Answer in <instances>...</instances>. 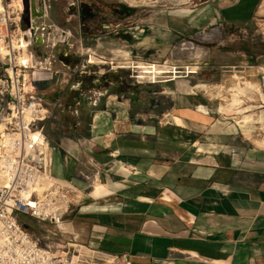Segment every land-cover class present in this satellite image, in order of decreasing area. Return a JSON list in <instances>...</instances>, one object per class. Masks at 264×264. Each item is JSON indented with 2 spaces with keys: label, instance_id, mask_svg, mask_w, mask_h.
Listing matches in <instances>:
<instances>
[{
  "label": "crops",
  "instance_id": "1",
  "mask_svg": "<svg viewBox=\"0 0 264 264\" xmlns=\"http://www.w3.org/2000/svg\"><path fill=\"white\" fill-rule=\"evenodd\" d=\"M58 1L49 3L47 15L69 30V42L74 38L112 61L125 58L120 68L165 61L197 28L248 21L264 3L204 0L186 11L132 13L128 26L100 23L93 31L89 24L86 31L77 21L82 14L72 12L73 0ZM93 1L114 16L124 9L118 2ZM33 49L40 59L42 47ZM57 56L66 65L65 80L50 81L56 84L52 94L43 90L49 82L37 87L55 115L47 131L51 173L55 167V178L82 190L87 182L81 172L96 179L82 198L91 200L70 214L68 228L78 240L126 254L131 264H264V145L244 134L264 140L262 123L218 115L224 112L210 103L213 89L201 93L194 74L185 71L136 83L131 70H96L92 58L88 64L61 47ZM173 83L187 92L172 90ZM258 117L264 126V109Z\"/></svg>",
  "mask_w": 264,
  "mask_h": 264
},
{
  "label": "built area",
  "instance_id": "2",
  "mask_svg": "<svg viewBox=\"0 0 264 264\" xmlns=\"http://www.w3.org/2000/svg\"><path fill=\"white\" fill-rule=\"evenodd\" d=\"M34 1L35 10L41 8L38 17L31 16L29 0H0V62L4 65L0 73V264H131L126 254L102 252L93 241L78 240L68 228L70 214L89 195L96 179L81 172L87 182L82 190L51 173L47 131L55 115L37 87L42 82L65 80L68 71L57 48L70 52L72 43L69 30L47 15L52 0ZM35 46L42 47L40 59L34 54ZM89 51L85 49L83 56L91 64ZM116 61L120 60L108 59L107 63L119 69ZM147 66L176 68L166 61ZM184 71L194 74L196 68L184 67ZM131 72L129 78L136 83L168 80L165 74L138 78ZM23 218L31 219L34 226L25 224Z\"/></svg>",
  "mask_w": 264,
  "mask_h": 264
},
{
  "label": "rangeland",
  "instance_id": "3",
  "mask_svg": "<svg viewBox=\"0 0 264 264\" xmlns=\"http://www.w3.org/2000/svg\"><path fill=\"white\" fill-rule=\"evenodd\" d=\"M99 1H112L123 4L122 11H120V16H114L113 10H108L100 2L93 0H73L72 12L82 14L83 17H78L77 21L84 24V29H87V25H91V30L95 31L99 29L101 24L107 25H121L128 26L131 23L129 15L132 13L136 14H148L147 10L157 13V11H175L182 10L186 11L199 5L204 0H185L184 3H179L182 0H156V2H149V0H134L135 3L131 4L129 0H99ZM65 2L64 0L58 1ZM140 2V3H138ZM263 1H260L257 4L255 9V15L250 18L248 21H237L233 24H222V25H211L205 27H199L193 34H190L187 37H184L182 40L178 41L176 46L172 48L170 53L165 60L166 63L170 66H175V70H172L171 67H156L152 66L150 69L146 64L142 62H137L133 69L129 68H119L115 69L120 74H127L130 70H133V75L136 74L138 78H155L160 74L167 75L169 78H174L175 76L180 75L179 73L184 71V67H195L196 71L194 73L192 80L196 83H199L200 92L203 90H210L213 85H223L228 86V90L231 89V83L239 82H250V84H258L259 90L264 95V54L263 47L264 44V13L259 14V7L262 6ZM262 9V8H261ZM119 15V13H114ZM117 22V23H116ZM101 23V24H100ZM84 30V31H85ZM87 31V30H86ZM81 43L72 39V48L70 53L75 56L83 57L85 49L80 48ZM96 55L100 56L99 52L93 51ZM91 56V57H90ZM92 55H88V59H91ZM97 58V56L95 57ZM104 60L98 62L99 59H93L92 67L96 70H105L112 69L114 65L107 63L109 59L108 56L103 57ZM125 62V58L118 57L117 60ZM120 61H116L115 64H119ZM164 61V60H163ZM104 62V63H103ZM96 66V67H95ZM4 65L0 62V73ZM189 69V68H187ZM192 69V68H190ZM189 69V70H190ZM92 70H90L91 72ZM177 71V72H176ZM168 73V74H167ZM163 75V76H165ZM241 77L238 79V77ZM166 77V76H165ZM65 78V76H64ZM176 78V77H175ZM49 82V83H47ZM47 83V84H46ZM52 83V84H51ZM46 87L43 89L46 94H52L49 91L51 88H55L56 84L50 81L45 82ZM243 87L242 92L243 96L238 93L239 99L243 101L240 105L241 108L248 107L249 109L246 112H238L239 106H234L233 108L227 110H221L224 113H217L228 117L233 122L239 121L245 115L252 114L257 118L258 123L251 124L249 122L247 125L259 126L261 123V128L264 129L262 120L258 117V112L264 109V104L260 102V99L264 101L260 92L257 91L253 86ZM246 87V88H245ZM172 90H176L178 93L187 92L183 89L182 86L175 85L174 83L169 86ZM240 90V88H238ZM213 90L212 92H214ZM199 92V91H198ZM209 93L211 97L210 103L214 109L217 106L222 104H227L228 99L230 98L231 91L226 92L225 96L227 99H222V97H217ZM228 93V95H227ZM234 93V92H233ZM236 93V92H235ZM234 93V94H235ZM258 97H257V94ZM209 95H207L209 97ZM241 95V96H240ZM226 101V102H225ZM262 105V108L259 106ZM252 106V107H251ZM236 109V110H235ZM237 111V112H236ZM257 113V114H256ZM242 116V117H241ZM260 128V129H261ZM263 131L264 135V130ZM255 135H259L257 130L253 131ZM261 134V133H260ZM261 136V135H260ZM264 137V136H263ZM264 148V147H262ZM58 171L55 167L52 168V174L55 176ZM95 184V188L98 187ZM90 201L91 199H82V202ZM86 201V202H87ZM25 224H30L34 226V222L29 218L22 219ZM73 233V232H72ZM74 234V233H73ZM77 237V236H76Z\"/></svg>",
  "mask_w": 264,
  "mask_h": 264
},
{
  "label": "bare ground",
  "instance_id": "4",
  "mask_svg": "<svg viewBox=\"0 0 264 264\" xmlns=\"http://www.w3.org/2000/svg\"><path fill=\"white\" fill-rule=\"evenodd\" d=\"M146 1V0H145ZM189 1V0H188ZM129 2L131 3V4H133V3H135L134 2V0H129ZM152 3V2H156V0H149V2L148 3ZM185 2V0H182V1H180V2H178V4L179 3H184ZM138 3H140V2H138ZM262 9H261V12L263 13L264 12V4L262 5V7H261ZM88 55H92V58L93 59H99V60H102V59H100L98 56H97V58H95L96 57V54L94 53V52H92V51H89L88 52ZM91 57V56H90ZM92 60V59H91ZM94 61V60H93ZM241 77L239 76L238 77V79H240ZM231 85V89H229L228 90V86H223V85H218V84H216V85H213V87H211L210 89L212 90H215L214 92H212V94L214 95V96H217V97H222V99H227V97L225 96V94H226V92H232L231 93V95H230V98L228 99V103L227 104H222L221 105V107H220V110H227V109H230V108H233L234 106H239L238 107V112H246L248 109H249V106L248 107H243V108H241L242 106H240L242 103H243V101L242 100H240L239 99V96H237L238 95V93H240L242 96H243V92H242V90H243V87L241 86V85H245V86H253L257 91H259L260 93H261V91L259 90V87H258V84L257 83H255V84H250V82H237V83H231L230 84ZM238 88H240V90L238 89ZM246 88V87H245ZM235 94H234V93ZM227 95H228V93H227ZM240 95V96H241ZM226 102V101H225ZM252 107V106H251ZM236 110V109H235ZM237 112V111H236ZM257 114V113H256ZM242 117V116H241ZM238 122H240L241 124H244V125H246V124H248L249 122H251V124H255V123H257L258 122V120H257V118H255L252 114H249V115H245L243 118H241ZM244 134H245V136L247 137V139H249V140H251V142L253 143V144H255L256 146H263L264 145V140L263 139H259L258 137H254L253 135H252V133H251V131H248V132H246V131H244Z\"/></svg>",
  "mask_w": 264,
  "mask_h": 264
},
{
  "label": "water",
  "instance_id": "5",
  "mask_svg": "<svg viewBox=\"0 0 264 264\" xmlns=\"http://www.w3.org/2000/svg\"><path fill=\"white\" fill-rule=\"evenodd\" d=\"M34 7H35V1L34 0H29V9H30L31 16L32 17L33 16H36V17L40 16L41 8L38 7V10L36 11Z\"/></svg>",
  "mask_w": 264,
  "mask_h": 264
},
{
  "label": "trees",
  "instance_id": "6",
  "mask_svg": "<svg viewBox=\"0 0 264 264\" xmlns=\"http://www.w3.org/2000/svg\"><path fill=\"white\" fill-rule=\"evenodd\" d=\"M262 47H263V54H264V44L262 45Z\"/></svg>",
  "mask_w": 264,
  "mask_h": 264
}]
</instances>
